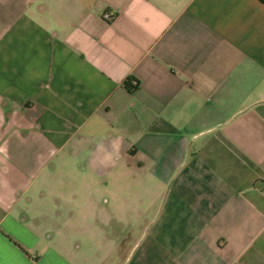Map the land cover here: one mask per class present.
<instances>
[{
	"label": "crops",
	"instance_id": "1",
	"mask_svg": "<svg viewBox=\"0 0 264 264\" xmlns=\"http://www.w3.org/2000/svg\"><path fill=\"white\" fill-rule=\"evenodd\" d=\"M0 149V264H264V0H0Z\"/></svg>",
	"mask_w": 264,
	"mask_h": 264
},
{
	"label": "clouds",
	"instance_id": "2",
	"mask_svg": "<svg viewBox=\"0 0 264 264\" xmlns=\"http://www.w3.org/2000/svg\"><path fill=\"white\" fill-rule=\"evenodd\" d=\"M113 148L114 150H118V145H113ZM0 151H2V149H0ZM113 159V156H112V153L111 152H108V151H105L102 159H101V163L102 164H107V163H110Z\"/></svg>",
	"mask_w": 264,
	"mask_h": 264
},
{
	"label": "built area",
	"instance_id": "3",
	"mask_svg": "<svg viewBox=\"0 0 264 264\" xmlns=\"http://www.w3.org/2000/svg\"><path fill=\"white\" fill-rule=\"evenodd\" d=\"M108 16H109V13H108V12H105V13L102 14V17H103V18H107ZM133 83H134V82H133Z\"/></svg>",
	"mask_w": 264,
	"mask_h": 264
}]
</instances>
